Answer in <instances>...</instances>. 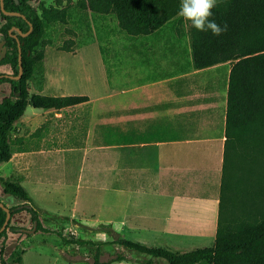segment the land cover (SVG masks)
Returning a JSON list of instances; mask_svg holds the SVG:
<instances>
[{
    "label": "crops",
    "instance_id": "1",
    "mask_svg": "<svg viewBox=\"0 0 264 264\" xmlns=\"http://www.w3.org/2000/svg\"><path fill=\"white\" fill-rule=\"evenodd\" d=\"M165 28L136 35L127 79L110 76L99 43L89 48L103 83L86 68L81 83L66 75L62 85L56 67L63 62L44 57L43 80L32 93L88 100L61 109L28 105L12 128L16 148L0 163V176L21 177L40 218L68 214L97 225L93 230L110 224L118 236L180 252L215 242L233 63L195 68L190 42L164 39ZM39 189L55 196L52 206L36 203ZM126 254L129 260L112 263L137 264ZM63 258L61 264L90 261L68 251Z\"/></svg>",
    "mask_w": 264,
    "mask_h": 264
},
{
    "label": "trees",
    "instance_id": "2",
    "mask_svg": "<svg viewBox=\"0 0 264 264\" xmlns=\"http://www.w3.org/2000/svg\"><path fill=\"white\" fill-rule=\"evenodd\" d=\"M31 1L33 0H4L8 11L20 14L7 15L0 10L3 17L0 42L5 40L7 47V53L0 65H9L12 68V73L0 71V92L2 85H10V93L0 96V163L8 162L12 157V128L28 105L61 109L88 100L87 96H52L29 92V81L37 79L38 76V82L43 80L45 48L52 45L51 41L46 40L49 26L67 23L73 8H76L84 13L113 14L121 31L134 36L147 35L179 16L184 9L182 0H69L66 5L58 0L55 5H41L39 12ZM190 19L192 26L189 42L195 68L233 61L226 126L225 179L214 244L180 252L118 236L110 224H102L94 230L113 236L107 241L80 239L74 233L67 235L59 229L43 225L41 210L21 183V177H0L2 194L12 196L18 202L10 206L11 216L26 211L33 223H38L37 230L55 233L65 244L95 246L88 264H110L129 260L123 250H116L112 257L103 259L106 252L103 247L107 244H118L151 256L139 260L140 264H156L157 258L164 259L168 264H264V211L259 214L257 210H252V206L246 205L239 214L236 202L230 221H222L226 175L232 163L230 152L233 150L234 154L235 196L238 195L239 188L241 189L242 178L237 172L238 166L242 163L244 167L251 157L252 169L261 155L264 159V0H220L204 4L191 11ZM31 26L32 31L27 36L20 35L16 30L10 32L13 27H18L25 33ZM67 43L59 49L75 52V42L71 45ZM20 54L23 74L19 79H14L6 74H19ZM6 216L5 208L0 206V229ZM8 229L16 234L27 230L10 225L9 221L0 233V264H8L5 257ZM25 252L26 250L14 252L10 264H23Z\"/></svg>",
    "mask_w": 264,
    "mask_h": 264
},
{
    "label": "rangeland",
    "instance_id": "3",
    "mask_svg": "<svg viewBox=\"0 0 264 264\" xmlns=\"http://www.w3.org/2000/svg\"><path fill=\"white\" fill-rule=\"evenodd\" d=\"M58 0H33L31 3L37 7L38 11L41 12V5L50 6L55 5ZM63 5H66L69 0H61ZM78 0H72L76 2ZM220 0H182L184 9L179 16L171 20L165 25L164 33L162 37L170 42L173 41H189V33L192 26L190 19V13L193 9L200 7L204 4H209L217 2ZM1 10V9H0ZM3 22V17L0 12V25ZM0 35V39H1ZM134 35H130L124 31H121L118 27V20L113 14L99 15L93 14L91 12L84 13L76 8H73L72 15L69 21L65 24H55L47 28L46 40L51 41L52 45H47L45 48V56L48 61L50 60H60L63 62L62 67H56L57 80L64 85L66 81V75H77L78 81L76 84L81 83L80 74L84 72L86 68L92 71L93 75L99 76L98 80L103 83L101 74L98 75L97 72V54L95 51H91L89 47L95 49V43H99L104 49L105 61L107 68L110 72V76L119 75L127 79L129 73L130 65V54L133 52L132 42L135 40ZM68 42V43H67ZM75 42L77 46V52L73 53L68 50L59 49L65 43L72 44ZM93 44V45H91ZM88 46V47H86ZM95 46V47H94ZM86 47V48H84ZM77 53V54H76ZM96 59V63L94 62ZM91 61L88 63V61ZM93 62V63H92ZM233 63V61H231ZM66 70H70V73H65ZM0 71L12 73V68L9 65H0ZM39 77V76H38ZM29 81V92L33 87L38 84V78ZM32 83V85L30 84ZM104 83L106 80L104 79ZM10 93V85L4 84L2 86L0 96L3 97ZM35 93V92H33ZM13 131V130H12ZM14 137V138H13ZM12 144L13 148H16V134L12 133ZM233 150L230 152V159L232 163L229 165L226 175V183L224 189V198L222 204V221L223 223H228L233 215L234 204H237V213H241L245 206H252V210H257V213H262L264 211V159L262 155L259 160L253 165L254 168L251 169L250 158L242 167V163L238 166L237 172L241 179V189L239 188V193L235 196L234 187V167H233ZM3 171V174H6ZM1 177V176H0ZM244 189V191L242 190ZM35 194V193H34ZM2 195V182L0 180V196ZM36 203L42 207L45 205H53L54 197L50 194H45L42 189H39L36 193ZM62 197L61 195H59ZM7 201L4 202L8 207L10 205L17 204V200L14 197L6 198ZM237 201H234V200ZM247 206V207H248ZM67 217L63 218L56 217L52 213H43L41 215V220L44 226L53 229H59L64 234L75 233L81 239H112L113 236H109L103 233H96L92 228L96 226L82 224L78 218L70 220L68 214ZM10 225L20 226L23 229H27L22 233L16 234L10 229L7 230L6 239V250L5 257L8 264L11 263L14 252L26 250L27 253L24 254V264H61L63 262V255L66 251L70 255H78L91 260L92 253L95 250V246L86 244H65L60 236L51 232H44L42 230H37L35 232H30L34 227V223L31 220L30 214L26 211L18 213L12 216L10 220ZM123 236V235H121ZM130 236V235H128ZM128 238V237H127ZM130 238V237H129ZM197 247H208L212 246L214 242L202 241L195 243ZM2 246V239L0 240V249ZM189 246V245H188ZM192 246V245H190ZM118 246L108 244L104 246L107 253L104 258H109L113 255L114 251ZM123 251L132 255V258L139 264L140 259L147 258L148 254H143L136 250H129L122 247ZM191 250V249H188ZM156 264H167L164 259L157 258ZM57 261V262H56ZM112 264H125V263H112Z\"/></svg>",
    "mask_w": 264,
    "mask_h": 264
},
{
    "label": "water",
    "instance_id": "4",
    "mask_svg": "<svg viewBox=\"0 0 264 264\" xmlns=\"http://www.w3.org/2000/svg\"><path fill=\"white\" fill-rule=\"evenodd\" d=\"M0 9L1 11L4 13V14H7V15H14V14H20L19 12H16V11H8L6 8H5V3H4V0H0ZM32 26L30 27V29L27 31V32H22V30L18 27H13L10 32H12L13 30H16L20 35L22 36H27L31 31H32ZM16 35V34H15ZM19 50L21 52V48H20V43H19ZM7 53V47L5 46V40L1 41L0 42V61L5 57ZM19 64H20V69H19V74L17 76H14L12 74H6L7 76H10L14 79H19L22 74H23V65H22V57H21V54H20V57H19ZM0 206L4 207L6 212H7V216H6V220H5V223L3 224L2 228L0 229V233L7 227L10 219H11V211H10V207L6 206L4 202L0 201ZM37 225L38 223L37 222H34V227L33 229L30 230V232H35L37 231Z\"/></svg>",
    "mask_w": 264,
    "mask_h": 264
}]
</instances>
